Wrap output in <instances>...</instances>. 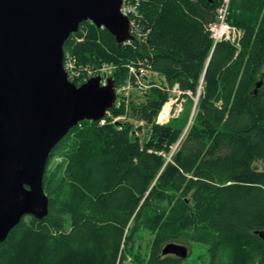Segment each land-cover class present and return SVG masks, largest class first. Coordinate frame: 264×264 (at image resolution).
Segmentation results:
<instances>
[{"label": "trees", "instance_id": "trees-1", "mask_svg": "<svg viewBox=\"0 0 264 264\" xmlns=\"http://www.w3.org/2000/svg\"><path fill=\"white\" fill-rule=\"evenodd\" d=\"M125 1L132 39L86 21L65 42L72 82L108 66L121 86L142 66L152 85H131L127 107L81 121L54 146L49 213L9 232L0 264H264V0H231L239 45L208 31L222 0ZM176 84L183 111L158 122ZM169 243L206 250L189 262L164 255Z\"/></svg>", "mask_w": 264, "mask_h": 264}, {"label": "water", "instance_id": "water-1", "mask_svg": "<svg viewBox=\"0 0 264 264\" xmlns=\"http://www.w3.org/2000/svg\"><path fill=\"white\" fill-rule=\"evenodd\" d=\"M123 2L0 0V242L25 217L48 215L44 174L54 146L81 121L100 120L114 107L112 78L106 85L100 76L81 85L69 80L64 45L86 21L120 44L132 39ZM162 253L187 258L189 248L169 243Z\"/></svg>", "mask_w": 264, "mask_h": 264}, {"label": "bare ground", "instance_id": "bare-ground-1", "mask_svg": "<svg viewBox=\"0 0 264 264\" xmlns=\"http://www.w3.org/2000/svg\"><path fill=\"white\" fill-rule=\"evenodd\" d=\"M230 13H231V0H222L221 3H220V5H219V8L217 10V14H216L217 19H216V21L213 22V23H210L209 26H208V31L210 32L211 37L214 40V43H217L218 40H217L216 36L213 34L214 33L213 30L215 28H217L218 26H219L218 27V29H219L220 26H221V24L224 27H228V28H239L236 25H234V24L231 23V21H230ZM242 37H243V30L240 29V32L237 33L234 36L235 42H237V43L240 44L241 43V40H242ZM223 41H229V40H223ZM229 42H231V41H229ZM232 44H234V43H232ZM151 73H153V72H151ZM144 74H146L145 71H144V67L141 66V67H138V69L135 68V73H134L133 76H130V78L128 79V82L131 85L137 86V88L140 89V91L148 90L152 84L149 82L148 79H146V78L143 77ZM173 88H174V91H177V93H181V94L184 93V91H182L180 89V85L179 84H176ZM199 92H200V89H199ZM116 93H117V91H116ZM116 95L117 96H116V100H115L114 106H119L122 103V101H125V99H126L127 96H125V95L119 96L118 94H116ZM173 95H176V94H173ZM176 98H178V100H179L180 94ZM197 100H198V97L196 99V102H197ZM195 105H196V103H195ZM195 105H194V108H195ZM109 111H107V114H108ZM167 113H168V116H170V110H169V104L168 103L162 109V114L163 115L164 114L166 115ZM105 117L102 118V119H100V121L104 122L105 121ZM139 127H142V126H139Z\"/></svg>", "mask_w": 264, "mask_h": 264}, {"label": "built area", "instance_id": "built-area-1", "mask_svg": "<svg viewBox=\"0 0 264 264\" xmlns=\"http://www.w3.org/2000/svg\"><path fill=\"white\" fill-rule=\"evenodd\" d=\"M126 5H127L126 1L124 0L122 11L125 15H127L130 18V16H129L130 9ZM218 27L213 30L214 31L213 34L216 36V38L218 40L217 42L223 41V40H229L232 43L239 45V43L235 42L234 36L240 32V29L224 27L222 24H221L219 29H218ZM132 29H133V22L131 21V33H132ZM64 67L68 73L69 80L72 81L74 76L75 77L80 76V74L78 73V71L76 69V61L73 58L69 57L68 59H66V56H65ZM131 71H132V73L133 72L135 73V69L133 67H131ZM110 72H111L110 68L108 66H104L97 73L92 74L91 72H89L88 76H91V77L100 76L101 77V84L106 85L108 83V79L110 77L109 76ZM88 79L86 78V80H88ZM131 87L132 86L128 81L121 86H116L117 94L120 96H123V95L127 96L131 90ZM178 94H181V93H178ZM176 100H178V98H176ZM170 113H171V111H170ZM167 118H165L164 120H166ZM159 121H161L160 117H159Z\"/></svg>", "mask_w": 264, "mask_h": 264}, {"label": "rangeland", "instance_id": "rangeland-1", "mask_svg": "<svg viewBox=\"0 0 264 264\" xmlns=\"http://www.w3.org/2000/svg\"><path fill=\"white\" fill-rule=\"evenodd\" d=\"M152 77H154V79H156L157 82H160V83H163L165 80L161 77V75H159L158 73H151L150 74ZM130 78V77H129ZM128 78V79H129ZM173 89V90H172ZM201 89V87H200ZM168 90L171 92V95H170V98L169 100L165 103V105L168 103L169 104V110L171 111L170 113V116L168 117V113L165 115L162 114V110L159 112L158 116H157V121L158 122H163V123H169L172 119H175L177 117L180 116L181 112L183 111V106L184 104L187 102V99L183 96V94H180V98L179 100H176V97L179 95L177 93V91H174V88H168ZM176 92V93H175ZM173 94H176V95H173ZM192 98H194V100L196 101L197 99V96H193ZM128 97H126L125 101H122L126 103V107L128 106ZM121 103V104H122ZM121 104L119 106H121ZM164 105V106H165ZM163 106V108H164ZM162 108V109H163ZM185 108V107H184ZM110 114V111L108 112V114L106 116H108ZM159 117H160V120L159 121ZM168 117V118H167ZM124 116H118V118H116L117 120L119 119H123ZM165 118H167L166 120H164ZM168 120V121H167ZM143 121V122H142ZM142 121H136L138 123V125L142 126V130L139 132V131H136L137 134H139V136H147L148 133H149V130H148V124L145 123L144 120ZM166 121V122H164ZM145 124V125H144ZM189 122L188 124L186 125L185 129L189 127ZM139 132V133H138ZM187 132H185L186 134ZM257 165L260 167V169H264V163L263 161H259L257 163ZM206 248L205 247H201L200 244H195V249H194V252L190 253L189 256L187 257V260L189 262H194L195 259H197V256L199 253H202V251H205ZM199 264H201L199 262Z\"/></svg>", "mask_w": 264, "mask_h": 264}, {"label": "crops", "instance_id": "crops-1", "mask_svg": "<svg viewBox=\"0 0 264 264\" xmlns=\"http://www.w3.org/2000/svg\"><path fill=\"white\" fill-rule=\"evenodd\" d=\"M163 78V76H161ZM164 79V78H163Z\"/></svg>", "mask_w": 264, "mask_h": 264}]
</instances>
